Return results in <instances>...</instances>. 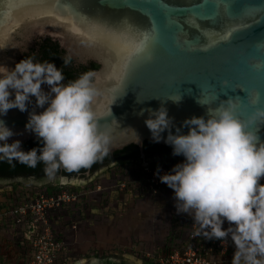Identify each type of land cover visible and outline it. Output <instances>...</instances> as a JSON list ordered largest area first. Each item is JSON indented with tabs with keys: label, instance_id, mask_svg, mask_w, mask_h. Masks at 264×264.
<instances>
[{
	"label": "water",
	"instance_id": "95a60500",
	"mask_svg": "<svg viewBox=\"0 0 264 264\" xmlns=\"http://www.w3.org/2000/svg\"><path fill=\"white\" fill-rule=\"evenodd\" d=\"M262 4L264 0H55L51 4L41 0H0V66L11 69L26 55L38 54L46 38L60 45L66 52L63 59L70 57L75 70L95 63L97 68L91 73L99 94L94 108L101 114V129L111 131L108 154L135 145L144 158L146 141L172 148L163 139L168 130L161 133L159 142L153 140L144 123L149 110L165 107L172 118L173 134L176 128L186 134L188 128L181 127L186 118H207L209 108L219 107L229 97H239L242 104H247L248 92H264V69L252 67L264 54L260 47L264 44ZM78 15L100 21L113 31L120 26L142 31L155 26L158 32V40L150 48L152 59L147 60L145 55L135 58L114 94L106 88L114 86L113 68L121 66L125 56L121 54V64H115L111 52L117 50L116 46L90 40L93 33L80 26ZM230 23L235 30L227 41L211 48L201 44ZM223 82H227L226 86ZM42 89L47 92L49 86L43 84ZM210 89L213 95H209ZM174 95L180 96L178 102L168 99ZM200 99H207L209 104L201 105ZM255 107L264 105L248 107L237 114L247 119ZM43 110L31 97L25 111L12 108L0 116L14 133L8 143L19 140L22 146L38 138L25 125L30 112ZM251 129L264 141V123L255 122ZM65 179L68 183H58L82 184Z\"/></svg>",
	"mask_w": 264,
	"mask_h": 264
},
{
	"label": "clouds",
	"instance_id": "9594fccd",
	"mask_svg": "<svg viewBox=\"0 0 264 264\" xmlns=\"http://www.w3.org/2000/svg\"><path fill=\"white\" fill-rule=\"evenodd\" d=\"M151 40L152 44L158 40L156 30ZM150 48L145 53L147 60L152 59ZM63 61L69 63L70 57ZM252 67L264 69V59ZM9 69L0 66V116L12 108L25 111L35 97V105L44 110L30 112L25 128L41 139L42 147L24 151L19 140L8 143L14 133L0 120V159H17L29 167L43 163L45 175L54 180L61 168L78 172L108 154L111 131L102 130L98 123L101 114L94 103L99 90L93 73H83L65 84L61 68L31 57ZM120 72L121 66L114 67L112 78L118 79ZM43 84L49 86L47 92ZM209 95H213L211 89ZM261 97V92H248L247 104H242L239 97H229L219 107L209 108L207 118H186L181 126L188 128L186 134L180 128L173 134L172 118L163 106L149 110L144 121L155 142L168 130L164 142L172 147L174 156L184 157L183 162L159 175V180L174 191L177 214L187 213L193 218L194 225L199 226L194 235L204 230L203 235L209 239L224 242L230 238L235 247L231 264H264V184L260 183L264 177V141L251 129L255 122L264 123V107H255L247 119L237 114L264 105ZM168 99L178 102L180 96ZM198 102L209 104L207 99ZM59 182L68 183L63 176ZM225 221L230 225L227 229L222 226ZM91 264L97 261L93 259Z\"/></svg>",
	"mask_w": 264,
	"mask_h": 264
},
{
	"label": "built area",
	"instance_id": "2783aa9c",
	"mask_svg": "<svg viewBox=\"0 0 264 264\" xmlns=\"http://www.w3.org/2000/svg\"><path fill=\"white\" fill-rule=\"evenodd\" d=\"M172 151L157 160L143 161L118 185L129 187L137 197H158L169 187L159 175L183 162ZM0 182V237L4 238L0 264H89L90 258L74 255L69 236L78 234L81 219L78 205L92 195L88 188L49 183L14 190V184ZM260 183L264 184V177ZM22 195V196H21ZM174 218H172V222ZM177 225V224H175ZM178 232L174 229L162 244L144 249L139 260L145 264H231L235 247L230 238L222 242L206 238L190 216Z\"/></svg>",
	"mask_w": 264,
	"mask_h": 264
},
{
	"label": "flooded vegetation",
	"instance_id": "af4514ba",
	"mask_svg": "<svg viewBox=\"0 0 264 264\" xmlns=\"http://www.w3.org/2000/svg\"><path fill=\"white\" fill-rule=\"evenodd\" d=\"M53 42L59 46V49L63 54L66 53L56 41ZM92 71L93 70L90 72ZM36 139L37 138L31 139L23 143L21 148L24 151L30 150L31 141ZM165 151L164 148L154 147L150 144H146L144 148V158H142L140 151L139 153L132 149L116 151L107 154L102 159L93 163L88 169H80L78 172H66L61 168L57 173V178L54 180H49L45 175L44 164L35 173H22L21 171V173L10 175V172L0 171V182H17L19 179H23L25 181L31 180L38 183L42 181H52L53 183L59 184V177L61 176L70 180H78L79 182L76 183L82 182V184L76 186H82V188L86 189L88 188L92 191L91 196L98 195V199L96 200L94 198V200L89 199L90 197H88L80 201L77 207L80 212L78 219H81L82 222L87 224L89 219H93L96 216L98 217V215H100L101 218L102 216L109 214L108 219L102 218L100 222H107L109 220L116 221V223L118 222L117 225L114 224L113 226V224L109 223L105 227L106 230L111 231L110 233H114V231L116 233L119 230H122L123 232H129V230L136 231V229H131L130 227H134L133 224L135 223L138 224L139 219L137 217L139 214L134 215L132 212L134 211V208L129 206L132 205L133 207H136V204H134L132 200H129V197L125 199L123 196L124 194L129 195L131 190L129 187H126L125 190L120 191L118 185L123 181H127V179H129L130 171L139 166L143 161L157 160L165 155ZM171 151L172 150H170V152ZM11 162L12 166L15 167L19 161L13 159ZM138 200L139 199L137 198V201ZM138 247L133 250L127 246L124 248L120 247L115 251L116 253H120L121 257L116 254V257L109 256L95 260L97 261V264H145L140 262L139 256L141 255V252L146 249L147 245L140 244ZM89 264H91V260H89Z\"/></svg>",
	"mask_w": 264,
	"mask_h": 264
},
{
	"label": "rangeland",
	"instance_id": "374dc122",
	"mask_svg": "<svg viewBox=\"0 0 264 264\" xmlns=\"http://www.w3.org/2000/svg\"><path fill=\"white\" fill-rule=\"evenodd\" d=\"M17 182H21L27 187L52 183V181H42L39 183L35 181ZM1 183L2 186L6 185L4 181ZM135 194L130 192L129 195L124 194L123 196L125 199L129 197V200H132L133 203L136 204V207L129 205L131 208H134V211H132L134 215L139 214L137 217L139 219L138 224L135 223L133 224L134 227H130L131 229H136V231L129 230V232H123L119 230L116 233L115 231L114 233H110L111 231L106 230L105 227L109 223L113 224V226L114 224L117 225L118 222L116 223V221L111 220L100 222L102 218L108 219L109 214L101 218L100 215H98V217L96 216L93 219H89L87 224L80 222L78 234L75 232L72 236H69L75 256L81 255V257L90 258L92 261L93 259L109 256L116 257V254L121 257V254L115 251L120 247L124 248L127 246L133 250L141 244L147 245L146 249L154 248L156 244H162L171 231L175 229L178 232V230L181 229L180 225L183 226V223L190 217L187 213L177 214L174 191L171 188L167 189L158 197H137ZM93 198L95 200L98 199V195L90 196L89 199L94 200ZM137 198L139 199L138 201ZM172 218H174L173 222ZM222 226L227 229L230 225L229 222L225 221ZM4 241V238L0 237L1 256L3 255L2 245H5Z\"/></svg>",
	"mask_w": 264,
	"mask_h": 264
},
{
	"label": "snow or ice",
	"instance_id": "6c2138e0",
	"mask_svg": "<svg viewBox=\"0 0 264 264\" xmlns=\"http://www.w3.org/2000/svg\"><path fill=\"white\" fill-rule=\"evenodd\" d=\"M42 3H55V0H41ZM198 6V5H197ZM227 9V5H224ZM261 9H264V4L261 5ZM195 11V9H193ZM56 19H59L58 17ZM77 22L81 27L91 31L92 36L89 37L90 40H95L104 45H115L117 50H112L111 56L115 61V64H121V54L127 56V61L121 65V72L119 78L115 80V84L111 88H106L111 90L112 94L120 87V80L124 78L130 64L135 58L141 55H145L146 50L152 45V36L154 34L155 26H151L148 30L142 31L140 29H133L127 26H120L114 31L107 28L100 21H94L83 16L76 17ZM65 24H70V21H64ZM243 26V25H241ZM235 30L233 24H228L226 27L221 29L218 33H213L205 43L208 48L213 45L219 44L221 42L227 41L231 33ZM264 39V37H262ZM264 59V54L261 56ZM114 70V68H113ZM262 93V101H264V92Z\"/></svg>",
	"mask_w": 264,
	"mask_h": 264
},
{
	"label": "trees",
	"instance_id": "16d2710c",
	"mask_svg": "<svg viewBox=\"0 0 264 264\" xmlns=\"http://www.w3.org/2000/svg\"><path fill=\"white\" fill-rule=\"evenodd\" d=\"M42 46H41V50L39 51L38 54L36 55H26L25 58H29L31 57L34 61H39V62H43V61H49L51 63H54L56 65L57 68H61L63 75H64V81L62 83H69L73 80H75L76 78H78L81 74L83 73H87L90 72L91 70H95L97 68V65H95L94 63H89L87 66L81 65L79 68H77L78 70H75L74 67L72 66V61H69V63L64 64V59H63V53L62 51L59 49V46L54 43L51 39L47 38L44 39V41L42 42ZM146 144H150L154 147H160V148H164L166 151L164 152L169 153L170 150H172V148L165 147V146H159L157 144L151 143L149 141H146L144 143V148L146 146ZM42 147V141L40 138H37L36 140L31 141L30 144V148H40ZM125 149H132L135 150L137 153H139V148L135 145H130L128 147H126ZM13 159H1L0 160V171L2 172H10V175H15L17 173H22L24 172H30V173H35L37 172V170L40 169V167L43 165V163H37L35 167H29L28 165H26L25 163H21L18 162L16 164L15 167L12 166V161ZM29 174V173H28ZM1 177V176H0ZM45 187H47V189H51V188H55V186L53 185H46ZM28 187L26 185H24L21 182H17L14 184V190L17 192V190H23V189H27ZM22 196V195H21ZM81 257V255H78V257Z\"/></svg>",
	"mask_w": 264,
	"mask_h": 264
}]
</instances>
